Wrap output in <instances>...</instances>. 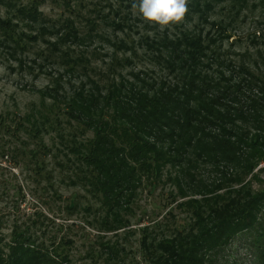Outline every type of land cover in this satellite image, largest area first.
I'll return each mask as SVG.
<instances>
[{
	"label": "rangeland",
	"instance_id": "rangeland-1",
	"mask_svg": "<svg viewBox=\"0 0 264 264\" xmlns=\"http://www.w3.org/2000/svg\"><path fill=\"white\" fill-rule=\"evenodd\" d=\"M207 1L213 6L203 15L207 2L197 8L188 0L183 22L161 32L133 15V0H0L5 255L6 246L20 240L54 264H166L159 246L174 242L184 252H197L204 264H264L253 244L264 226L262 204L252 207H258L254 232L242 231L211 253L199 248L206 236L224 232L225 219L210 209L213 200L223 198L216 211L241 188L260 194L264 163L252 174L241 171L237 160L200 164L195 188L186 195L165 175L161 183L136 184L112 208L96 187L97 171L88 165L100 116L94 110L103 108L106 118L113 112L104 97L126 96L131 85L156 93L174 89L180 68L179 61L171 64L170 53L189 49L193 38L201 37L208 49L195 65L201 74L242 79L239 66H244L264 76V0ZM32 6L37 13L24 15ZM8 25L14 37L3 30ZM198 188L205 193L197 194ZM194 202L202 208L196 211Z\"/></svg>",
	"mask_w": 264,
	"mask_h": 264
},
{
	"label": "trees",
	"instance_id": "trees-1",
	"mask_svg": "<svg viewBox=\"0 0 264 264\" xmlns=\"http://www.w3.org/2000/svg\"><path fill=\"white\" fill-rule=\"evenodd\" d=\"M194 1L197 8L201 7L202 1L207 2L203 15L212 9L213 2ZM33 13H37L36 6L27 9L24 15ZM5 29L7 36L14 37L11 26ZM12 41L15 43L16 39ZM191 42L189 49L186 45L180 46L170 53L171 64L175 67L179 61L180 68L174 89H161L156 93L131 85L126 96L110 94L104 97L103 104L113 111L107 118L103 108L99 107V112L98 106L95 108L94 113L100 116L88 165L97 171L94 175L96 187L103 194L106 207L116 205V200L131 192L136 184L161 183L165 175L167 181H174L182 195H186L195 188L200 164L215 166L218 159L231 163L237 160L242 163L239 165L241 171L252 174L264 163V76H256L244 66H239L242 79L237 73L235 78H226L223 74L216 77L203 75L196 71L195 65L207 56L208 49L199 36ZM260 67H264V63ZM95 97L93 95L89 101L92 103ZM167 168L176 174L174 178L173 172L171 175L169 171L168 175L164 173ZM189 184L193 187L190 188ZM245 188L237 191L235 198L226 200L220 210L213 211V207L223 198L213 200L210 209L221 215L222 221L225 219L224 232H217L215 239L206 236L201 240V252L211 253L225 247L230 238L242 231L254 232L256 220L253 212L258 207H252L254 204L264 206V190L252 194ZM196 193L203 195L205 192L198 188ZM194 205L196 211L202 208L198 203L194 202ZM196 216L200 217V214L197 212ZM15 241V246H6L9 252L5 255L0 240V264L55 263L43 251L26 248L20 240ZM253 244L259 249L257 256L264 260V226L253 238ZM159 248L161 255L167 256L166 264H204L197 252H184L174 242H163Z\"/></svg>",
	"mask_w": 264,
	"mask_h": 264
},
{
	"label": "clouds",
	"instance_id": "clouds-1",
	"mask_svg": "<svg viewBox=\"0 0 264 264\" xmlns=\"http://www.w3.org/2000/svg\"><path fill=\"white\" fill-rule=\"evenodd\" d=\"M131 8L133 15L163 32L183 22L188 12V0H133Z\"/></svg>",
	"mask_w": 264,
	"mask_h": 264
}]
</instances>
